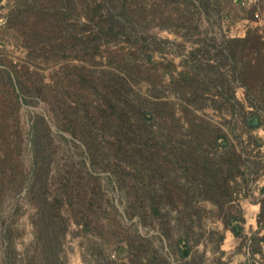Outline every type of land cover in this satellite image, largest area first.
Masks as SVG:
<instances>
[{
	"label": "rangeland",
	"instance_id": "rangeland-1",
	"mask_svg": "<svg viewBox=\"0 0 264 264\" xmlns=\"http://www.w3.org/2000/svg\"><path fill=\"white\" fill-rule=\"evenodd\" d=\"M263 178L264 0H0V264H264Z\"/></svg>",
	"mask_w": 264,
	"mask_h": 264
},
{
	"label": "crops",
	"instance_id": "crops-1",
	"mask_svg": "<svg viewBox=\"0 0 264 264\" xmlns=\"http://www.w3.org/2000/svg\"><path fill=\"white\" fill-rule=\"evenodd\" d=\"M260 184L262 187H260V196H264V178L260 180ZM243 217L245 220V226L248 232H254L255 230L261 231L260 233L264 234V225L261 224L260 221H258L259 213L261 210V205L259 200L245 202L243 205ZM263 246H264V238H263ZM234 244V243H233Z\"/></svg>",
	"mask_w": 264,
	"mask_h": 264
},
{
	"label": "trees",
	"instance_id": "trees-1",
	"mask_svg": "<svg viewBox=\"0 0 264 264\" xmlns=\"http://www.w3.org/2000/svg\"><path fill=\"white\" fill-rule=\"evenodd\" d=\"M106 1H108V0H106ZM111 1H112V0H111ZM97 6H98V5H97ZM122 6H123V5H122ZM100 9H101V6H100ZM122 13H124V12H122ZM107 14L110 15V14H111L110 11L107 10ZM125 14H126V13H125ZM113 16H114V15L111 14V21H113V24H114V22H115V23H116V22L119 23V21L116 20V19L114 18L115 16H114V17H113ZM104 18H105V17H104ZM112 18H113V20H112ZM111 27H112V26H111ZM123 27H124V26H122V27H120V28L123 29ZM260 38H261V35H258V36H256V38H254V40L259 42V39H260ZM229 41H230V42L227 43V45H228L227 47L232 46V44H233L235 41L242 42V43H243V42H246V43H247L248 40H246V38H240V39H233V40L231 39V40H229ZM246 43L243 44L244 47H246V45H247ZM250 44H251V48H252L253 51L258 50L257 45H255L254 42H250ZM259 47H260V46H259ZM121 106H122V105H121ZM122 108H123V106H122ZM217 195L220 196L219 193H217Z\"/></svg>",
	"mask_w": 264,
	"mask_h": 264
},
{
	"label": "built area",
	"instance_id": "built-area-1",
	"mask_svg": "<svg viewBox=\"0 0 264 264\" xmlns=\"http://www.w3.org/2000/svg\"><path fill=\"white\" fill-rule=\"evenodd\" d=\"M257 2V0H244V4H246V3H253V4H255ZM255 15H257V14H255Z\"/></svg>",
	"mask_w": 264,
	"mask_h": 264
}]
</instances>
